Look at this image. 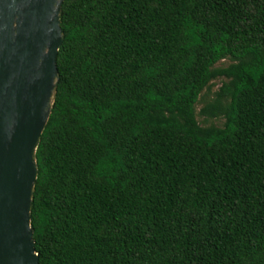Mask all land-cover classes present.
<instances>
[{
  "label": "trees",
  "instance_id": "obj_1",
  "mask_svg": "<svg viewBox=\"0 0 264 264\" xmlns=\"http://www.w3.org/2000/svg\"><path fill=\"white\" fill-rule=\"evenodd\" d=\"M61 27L40 264H264V0H65Z\"/></svg>",
  "mask_w": 264,
  "mask_h": 264
},
{
  "label": "water",
  "instance_id": "obj_2",
  "mask_svg": "<svg viewBox=\"0 0 264 264\" xmlns=\"http://www.w3.org/2000/svg\"><path fill=\"white\" fill-rule=\"evenodd\" d=\"M65 0H0V264H40L32 210L37 151L60 75Z\"/></svg>",
  "mask_w": 264,
  "mask_h": 264
},
{
  "label": "rangeland",
  "instance_id": "obj_3",
  "mask_svg": "<svg viewBox=\"0 0 264 264\" xmlns=\"http://www.w3.org/2000/svg\"><path fill=\"white\" fill-rule=\"evenodd\" d=\"M221 86V81H216L215 82V87L213 88V91L217 90L219 87ZM203 107V105H199L197 110L198 112L200 111V109ZM201 120H203L202 118H200Z\"/></svg>",
  "mask_w": 264,
  "mask_h": 264
}]
</instances>
